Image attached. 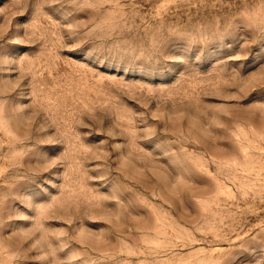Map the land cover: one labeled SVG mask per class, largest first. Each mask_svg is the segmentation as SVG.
<instances>
[{"label": "rangeland", "instance_id": "rangeland-1", "mask_svg": "<svg viewBox=\"0 0 264 264\" xmlns=\"http://www.w3.org/2000/svg\"><path fill=\"white\" fill-rule=\"evenodd\" d=\"M0 264H264V0H0Z\"/></svg>", "mask_w": 264, "mask_h": 264}]
</instances>
